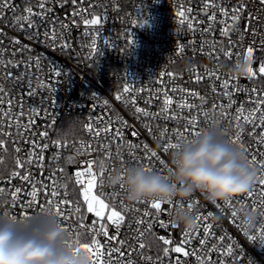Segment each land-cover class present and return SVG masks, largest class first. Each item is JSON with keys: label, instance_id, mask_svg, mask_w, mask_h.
I'll return each instance as SVG.
<instances>
[{"label": "built area", "instance_id": "1", "mask_svg": "<svg viewBox=\"0 0 264 264\" xmlns=\"http://www.w3.org/2000/svg\"><path fill=\"white\" fill-rule=\"evenodd\" d=\"M39 2L40 0H10L9 8L0 9V87L5 90L0 95L3 96L4 111L9 108L8 100L12 101V115L7 118L0 117V133H3L0 135V140L3 141V146L0 147V189L3 190L0 192V220L14 218L25 221L54 211V208L49 209L47 203L53 198L46 195L44 189L47 186L50 193L55 181V188L60 192L56 199L72 201L71 209L61 206L66 216L70 214L67 220L60 218L62 226L78 235L80 243H91L92 234L87 228H80L79 224L81 218L85 225L90 224L93 214L86 211V205H82L80 213L74 212L78 199L82 201V198H78L76 189L79 186L71 177L75 171L86 169L84 161L105 159L101 146L110 145L111 158L105 160V179L102 186H97L94 194L103 192L108 196L114 192L118 193V198L114 201L118 210L121 203L128 209L119 230V239L125 242L121 248L125 255L119 257L114 254L111 257L112 264L117 261L127 264L129 259L132 264H177V260L180 264H200L196 256H184L183 253L171 251L184 239L186 233L180 226L172 227L171 218L175 207L165 203L162 205L165 211L156 218L143 217L147 205L127 202L126 192H121L120 185L109 186L107 177H112L118 172L121 174L132 166L148 165L143 151L145 143L152 149L159 145L158 154L170 166V154L173 150L165 153L160 145L173 138L175 131L184 132V117L190 115L199 113L197 127L189 129V132L213 130L222 135L226 132L229 136H235L239 129L230 121L233 120L236 106L244 103L245 112H248L255 107L254 103L249 101H254L258 95L264 96V75L258 73L260 63L264 62V5H261L259 0H223L229 9L238 2L246 5L239 28L230 36L234 45L230 49L233 55L229 59L219 52L220 47L227 46L229 41V38L220 34L222 25L217 22L213 25L212 32L202 31L209 24L207 15L200 11L202 0H79L76 5L62 0H46L45 7L51 11L43 16H30L29 19L35 27H29L28 21L23 20V17L28 15L25 9L32 7L33 13L41 12ZM189 7L192 12L186 13V16L191 15L196 20L203 21L196 26L195 32L190 30L186 23L182 24L178 15ZM80 9H89L103 18L97 41L100 51L96 58H90V45L91 36L95 34L97 26H85L79 15H72ZM249 14L252 19H245ZM84 15L92 18L87 12ZM220 19L218 15L217 21ZM141 23L143 26H140ZM246 23L247 34L241 41V33L245 31ZM62 25L68 27L63 28ZM53 30L58 37L55 42L51 39ZM45 32L49 33L48 38L45 37ZM14 40L20 43L16 44ZM130 40L134 42L129 46ZM63 42L69 43L71 49H62L60 44ZM213 43L215 51L211 47ZM22 46H27L30 50L19 51ZM181 46L184 48L182 53L179 52ZM248 46L254 49L251 65L257 74L252 78L245 76L232 79L230 91L234 92L232 99L236 101V105L229 110L227 117L222 116L221 110L213 111L212 104H227L229 98L218 95L221 92L220 81L215 77L207 78V73L215 72L221 80L233 78L229 69L236 60L244 57L243 53ZM209 52L213 55L209 56ZM9 61L18 63L19 66L12 67ZM26 64L29 67H25ZM53 67L61 70L60 77L52 74ZM193 69L205 78L197 82ZM9 72L13 73V79L8 78ZM167 73H174L175 76L170 78ZM41 83L49 87H41ZM29 84L34 95L28 94ZM125 86L132 90L131 94L123 92ZM213 86L216 92L212 91ZM50 88L55 90L51 91ZM173 88L198 93L207 103L193 98L189 92L172 93ZM236 88H239V91H235ZM164 90H168L173 98L170 114L175 113L177 119L166 120L163 116L150 122L144 118L137 119L130 101L135 99V106L157 113L160 111ZM117 94L122 98L116 99ZM183 98H187L188 102L195 104L197 108L191 112L188 109H178L177 103ZM149 99L151 103H146ZM94 105L96 107H93ZM21 111L23 116L19 115ZM203 113H207V117ZM16 117H19L18 122L22 126L19 129L16 127ZM98 117L105 122L110 117L112 132L122 128L123 138L113 140L112 135L107 138L103 135L94 137L88 132L85 126L91 123L95 129L99 123ZM118 117L126 121L127 126H122L117 121ZM29 120H34V124L29 125ZM71 121L79 126L78 130L70 129ZM145 123H150L151 133L144 127ZM25 125L26 129L23 127ZM104 127L105 124H99V128ZM163 129L168 130V137L161 140L159 132ZM250 130V126H245L242 139L244 146L251 151L257 145L246 134ZM45 131L48 136L42 138L39 133ZM134 131L138 135H133ZM194 136H187L180 141V145ZM32 141L49 146L42 153V168L35 163H25L23 168H18L17 160H28L32 152ZM53 141H59L60 146L57 147ZM172 142H176V139H172ZM82 144L91 145L93 151L78 152L77 149ZM130 144L139 147L130 149ZM17 148L21 151L17 152ZM260 150L264 151V146H261ZM70 159L73 162H69ZM150 166L154 169L161 168L156 160H153ZM94 171H99L98 165H94ZM15 172H19V176L30 174V181L14 176ZM167 173V168H164L162 174ZM34 186L39 190L35 197L30 195ZM16 189H20V193L14 200L11 193ZM233 200L243 201L245 206L241 207L240 203H236L232 208H226L223 202L218 204L221 206L218 208L217 205L204 200L199 193L188 200L198 201V208L194 205L192 211L195 221L197 216H207L208 213L212 215L208 216L206 221H196V227L191 231V239L184 246L185 251L191 253L195 249L201 257L209 260L210 264H264V241L259 239L261 228L264 226V209L257 208L256 204H252L251 208L247 207L246 205L251 204L247 194ZM42 208L46 210L43 214ZM136 208L140 211L136 212ZM253 208L257 209V224L255 228L248 230L241 224L240 214L252 212ZM232 211L237 212L235 219L232 217ZM141 218L145 220L144 224L137 223ZM161 220L167 227L160 226ZM148 223L152 224L151 229L147 228ZM206 224L212 226L211 236L207 238V245L201 246L199 241L205 237L203 227ZM108 231L109 235H112L115 228L109 227ZM140 232L144 233L143 237L139 236ZM160 236L171 239L172 245H163L159 240ZM222 236L225 237L223 241L220 240ZM251 236H256L257 239H249ZM97 239L102 244L105 243L104 237ZM141 242L145 245L143 249L139 248ZM112 244L116 245V241ZM214 245L217 246L215 249ZM229 246L232 247L233 255H223L222 252ZM164 247L170 249L167 256L163 252ZM102 251L107 253V249ZM148 257L151 259H147ZM108 259L106 254L103 260Z\"/></svg>", "mask_w": 264, "mask_h": 264}, {"label": "snow or ice", "instance_id": "2", "mask_svg": "<svg viewBox=\"0 0 264 264\" xmlns=\"http://www.w3.org/2000/svg\"><path fill=\"white\" fill-rule=\"evenodd\" d=\"M77 2L78 0H72V3L74 5H76ZM259 3L261 5H264V0H259ZM45 4H46V0H40L39 8L41 9V12L33 13L32 7H27L25 9V12H27L28 15L24 16L23 20L28 21L29 27H35L34 23L29 19L30 16L32 15L43 16L45 13L51 11V9H48L45 7ZM10 6H11L10 0H0V9L9 8ZM245 8H246V5L243 2H238L235 5L231 6V9H229L228 6L224 5L223 0H202V7L200 8V11L203 12L205 15H207V19L209 21L208 27L205 29H202V31L205 33L212 32L213 25L216 24L217 22H219L222 25L220 29V34L223 37L229 38V41H228L227 46L222 45L220 47L219 52L222 53L223 56L226 58L230 59L233 55V52L230 49L233 47L234 42L231 41L230 36L232 32L236 31L239 28V21L242 18V13L245 10ZM85 12H87L88 15L91 16L92 18L91 19L87 18V16L84 15ZM191 12H192V9L189 7L185 9L184 11L179 12L178 15L181 17V23L182 24L186 23V26L190 30L195 32L196 26L198 24H202L203 21L196 20V18L191 15L186 16V13L190 14ZM72 15L74 17L79 15L85 26H97L95 28V34L91 36V45H90L92 49L90 58H96L100 51L97 41L99 40V36H100L99 26L102 24V19H103L102 16L94 14L89 9H80L79 11H74ZM218 15L221 17L219 21H217ZM245 19L247 20L252 19L251 14H249V17ZM140 26H143V23H141ZM62 27L67 28L68 26L62 25ZM247 29H248V24L246 23L245 31L241 33V41L243 40L244 35L247 34ZM44 35L46 38L49 37L48 32H45ZM57 38L58 37L55 34V30H53L51 34L52 41L55 42ZM133 42H134L133 40L128 41V45L130 46ZM14 43L19 44L20 42L18 40H14ZM262 44H264V42H262ZM60 47L62 49H71V45L67 42L61 43ZM211 47L213 48V51H215L214 43L211 45ZM26 50H30V49H28L27 46H22L19 51L24 52ZM183 51H184V48L183 46H181L179 48V52L182 53ZM253 52H254L253 47L248 46L246 48L245 53H243L244 58H246L250 64L252 63ZM13 54L15 55V53ZM208 55L212 56L213 53L209 52ZM29 59L31 60V58ZM8 63L11 64L12 67L19 66L18 63H13L12 61H9ZM36 63L37 65L39 64V58H37ZM25 67H29V65L26 64ZM192 71L195 73L194 79L197 82L205 78V77L200 76L196 69H193ZM258 73L264 75V62L260 63L258 67ZM52 74L56 77H60L62 73H61V70H58L55 67H53ZM256 74L257 73L253 71V68L250 67L248 70L247 76L249 78H252ZM167 75L170 78H173L175 76L174 73H167ZM7 76L9 79L14 78L13 73L11 72L7 73ZM213 77H215L216 80L220 81L221 92H219L218 95L222 97H228L229 102L227 104L213 103L212 109L214 112L217 110H221L220 114L222 116L227 117L229 114V110H231L233 106L236 105V101L232 99L234 92L230 91V88L232 87V79L234 78L221 80L219 75L216 74L215 72L207 73V78L211 79ZM40 86L49 87V85H45L43 83H41ZM50 90L54 91L55 89L50 88ZM4 91L5 90L3 89V87H0V94L4 93ZM131 91L132 90L127 86H125L123 89L124 93L131 94ZM212 91L213 92L217 91L215 86H213ZM235 91H239V88H236ZM171 92L172 93L189 92V90L181 89V88H173L171 89ZM28 94L34 95V91L32 90L31 84H29ZM189 95L192 96L193 98H199L202 103H207L205 98L199 96L198 93L189 92ZM121 98H122L121 95L117 94L116 99L119 100ZM157 98L159 99V96H157ZM249 102L254 103L255 105L254 109L248 112H245L244 103H241L240 105L236 106L233 120L230 121V123L235 124V126L239 129V131L236 132L235 136H229L226 132L223 133L222 136L228 144L239 148V150L245 154V161L247 165L251 168H254L256 172L259 173L256 176V182L254 186L247 193V198L251 201V204H248L246 206L251 208L252 204H256L257 208L264 209V151L260 150V147L264 146V96L258 95L254 101H249ZM3 103H4L3 96L0 95V117L7 118L12 115V112H11L12 101L10 99L8 100L7 103H8L9 108L7 111L3 110V107H2ZM130 103L134 106L133 114L136 116L137 119L144 118L149 122L155 119H159L161 116H163L166 120L167 119H172V120L177 119V116L175 115V113L170 114V107L174 103V101L168 90L163 91L162 104L160 107V111L157 113H151L144 108L135 106V99H132ZM146 103H151V99L146 101ZM106 105H107V101H105V106ZM93 107H96V106L94 105ZM177 108L180 109L181 111L188 109L189 112H191L193 109H196L197 106L195 104L189 103L187 98H183L181 102L177 103ZM19 115L23 116V111H21ZM198 115L199 113L197 115H190L189 117H184V120L186 121L184 125V129H185L184 132L175 131L173 134V138L168 139L166 143H163L162 145H160V148L162 149L163 152L167 153L170 150L177 149L180 146V141L184 140L187 136H190V135L196 136L200 134L199 131H195V132L188 131L189 129H195L197 127ZM203 115L207 117V113H203ZM16 119H17L16 127L17 129H19L22 126L18 122L19 117H16ZM97 120L99 123L97 124L95 129L93 128V125L91 123L85 126L86 130L92 133L94 137H100L103 135L105 138H107L108 135H112L113 140L123 138L122 128H117L114 133L112 132V128H111L112 120L110 117L108 118L107 122H105L104 119H101L99 117L97 118ZM117 121L122 126H127V122L124 121L122 118L118 117ZM257 121H259V123H257ZM31 124H34V120H29V125ZM99 124H105V127L99 128ZM245 126H250L251 130L247 131L246 134L248 137L252 138L257 145V147L251 151L249 150L248 147L244 146V141L242 139V136L245 133ZM23 127H25L26 129L27 125ZM144 127L148 128L149 132L151 133L150 123H145ZM0 135H3V133H0ZM39 135L43 138V137H47L48 133L45 131V132L39 133ZM133 135H138V133L134 131ZM159 136L161 140H164L165 138L168 137V130L167 129L160 130ZM172 139H176V142H172ZM31 143H32V152L30 153L28 160L27 161L17 160L18 168H23L25 163L27 164L35 163L42 168L43 160H44L42 153L45 150H47L49 146L48 144H39L35 141H32ZM53 144H55L57 147L60 146L59 141H53ZM2 146H3V141L0 140V147ZM101 147L104 151L105 159L100 160V161H97L96 159H90V160L84 161V164L86 165V169L84 171H80V170L75 171L73 177H71V179L74 180L75 184L79 186L76 189L78 198H82V201L78 199L77 204L74 207V212L77 214L80 213L82 209V205H86V211L90 214H93V219L90 222V224L85 225L83 223V218H81V223L79 224L80 228H87V230L92 234L91 243H80L78 235H74L70 231L69 228L62 226V221H60V218L67 220L70 218V214L66 216L61 206L62 205L68 206V208L71 209L72 201L64 200V199H56L60 196V192L55 188V181H53V188L50 193L47 191V186H45V189H44L45 194L50 195L53 198L47 201L49 205V209H53V208L55 209L54 211H49L48 215L51 216L53 220L59 226H61V228L66 232L67 237H68L66 243H68L69 245L76 244L78 250H83L88 253L90 264H112L111 257L114 254H118L119 257H123L125 255V253L121 251V248L123 247L125 242L119 239V230H120V226L124 222L125 214L128 211L127 207L121 203L119 205V210H118L117 205L114 203V201L118 198V195H119L118 193L114 192L113 194L108 195V196H105L103 192L94 194V191L97 188V186H102L103 181L105 179V160L111 158L110 145H102ZM129 147L130 149H135L139 147V145L130 144ZM83 150L93 151V149L91 148V145L82 144L81 147L77 149V151L80 152ZM16 151L20 152L21 150L17 148ZM143 151L145 152L147 160H148V165H142V168L146 172H160L161 175H163L162 171L164 168H167V171L169 173L172 171L171 167L168 166L167 162L160 157L157 150L154 151L152 148L149 147L148 144L145 143L143 145ZM153 160H156L159 163V165L161 166L160 169H154L150 166ZM69 162H73V161L70 159ZM94 165H98L99 167L98 172L94 171ZM124 171L125 170L121 172V177L123 176ZM13 175L19 176V172H15L13 173ZM19 178L24 181H30V174L19 176ZM107 178L111 179V176L109 175ZM120 190L121 192L125 191L122 182L120 184ZM38 191L39 190L36 189L34 186L33 192L30 193V195L35 197ZM0 192H3V190L0 189ZM19 193H20V189H16L14 192L11 193L12 198L15 200V198L18 196ZM64 195L65 196L67 195L66 186H65ZM138 203H143L147 205L146 209L143 212V217H152V218H156L157 216L160 215L162 211H165L164 209H162V205L165 203L175 208L177 207L183 208L186 206L187 209H189L191 212L194 210V205H196L197 208L199 206L198 201H186L183 204H179V205L175 201H168V202L162 203L160 201L142 200V201H138ZM236 203H240L241 207L245 206L243 201L238 202L235 200H228V201H225V207L232 208V206L235 205ZM217 207L220 208L221 206L217 205ZM134 210L136 212L140 211L139 208H136ZM221 210L223 211L224 209H221ZM45 211L46 210L44 208L41 209L42 214L45 213ZM252 212L255 214H258L256 208H253ZM231 214L234 219L237 217L236 211H232ZM211 215H212L211 213H208L207 216H197L196 221L197 222L206 221L208 219V216H211ZM137 223L144 224L145 220L141 218L137 221ZM159 223L161 227H167V225L164 223L163 220H161ZM109 227L115 228V232L112 235H109V231H108ZM151 227H152V224L148 223L147 228L151 229ZM172 227H176V225L173 224ZM211 227L212 226L210 224H206L203 227L205 237L200 239L199 241L201 246L207 245L208 243L207 238L208 236H211V231H210ZM101 236L105 238V243L103 244L100 242L99 239H97V237H101ZM139 236L143 237L144 233L140 232ZM191 236H192L191 232H186L184 239L181 240L177 246L173 247L171 251L175 253H183L184 256L193 255V256H196L200 264H210V261L201 257L195 249H193L191 253L188 251H185L184 246L185 244L189 242V240L191 239ZM224 239L225 237L223 236L220 237L221 241H223ZM249 239L255 240L257 239V237L251 236L249 237ZM259 239L261 241H264V226H262L261 228ZM159 240H161L163 242V245L165 246L172 245L173 243L171 239L165 238L164 236H160ZM113 241H116V245L112 244ZM144 247H145L144 243L142 242L139 243L140 249H143ZM216 247L217 246L215 245L213 246L214 249ZM220 247H222V245ZM102 249H107V253H105V251H102ZM169 251H170L169 247L163 248V252L165 256L169 254ZM106 254L109 258L107 261L103 260V257H105ZM222 254L225 256H232L233 255L232 247L229 246L226 250L222 252ZM147 259L150 260L151 257H148ZM116 264H123V262L117 261ZM127 264H132L131 259L127 261ZM177 264H180L179 260H177Z\"/></svg>", "mask_w": 264, "mask_h": 264}, {"label": "clouds", "instance_id": "3", "mask_svg": "<svg viewBox=\"0 0 264 264\" xmlns=\"http://www.w3.org/2000/svg\"><path fill=\"white\" fill-rule=\"evenodd\" d=\"M252 65L246 58L236 60L229 72L235 78L248 75ZM159 145H155L156 151ZM172 171L161 175L132 166L109 179V186L123 183L126 201H175L183 204L199 193L204 200L218 205L242 197L254 186L257 172L247 165L245 154L228 144L222 134L205 130L170 154ZM241 224L255 228L257 216L242 213ZM220 219V217H215ZM171 222L191 232L196 227L192 212L177 207ZM66 232L51 216L41 215L31 220H0V264H90L88 253L76 244L66 243Z\"/></svg>", "mask_w": 264, "mask_h": 264}, {"label": "trees", "instance_id": "4", "mask_svg": "<svg viewBox=\"0 0 264 264\" xmlns=\"http://www.w3.org/2000/svg\"><path fill=\"white\" fill-rule=\"evenodd\" d=\"M63 2H67V3H69V4H71L72 3V0H62ZM79 1V0H78ZM72 122V121H71ZM74 122H72V124L70 125L71 127H70V129L71 130H78V125H76V124H73Z\"/></svg>", "mask_w": 264, "mask_h": 264}]
</instances>
